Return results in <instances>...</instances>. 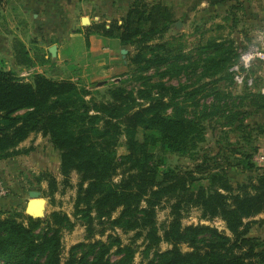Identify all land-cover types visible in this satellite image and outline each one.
<instances>
[{
    "label": "trees",
    "instance_id": "1",
    "mask_svg": "<svg viewBox=\"0 0 264 264\" xmlns=\"http://www.w3.org/2000/svg\"><path fill=\"white\" fill-rule=\"evenodd\" d=\"M174 21L164 1L133 0L121 23L93 26L124 47H134L129 64L140 75L139 86L129 88L120 81L108 89L106 100H96L92 90L72 79L44 73L25 79L0 69V160L29 154L34 146L19 145L31 133H41L59 152L64 190L73 187L72 173L78 174L74 219L60 210L45 218L15 208L0 210V264H136L133 243L138 239L144 245L141 264H264V242L249 236L259 222L252 218L264 213V175L256 183L234 186L223 169L208 173V184L193 189L202 179L195 170L163 168L164 152L188 155L205 141L203 121L220 109L214 104L211 112L205 107L201 116H191L188 108L198 106V95H211L206 84L187 90L163 81L188 67L173 43L163 40ZM210 46L215 50L204 59V72L230 76L228 69L239 57L232 43ZM13 50L18 65H35L22 40H14ZM152 69L155 73H148ZM211 93L219 94L215 89ZM253 97L255 110L264 109V94ZM233 116L230 124L237 119ZM258 129L264 134V123ZM121 145L126 149L122 154ZM43 180L48 181L43 194L54 200L60 182L48 173L36 178L37 183ZM165 200L172 201L171 218L160 229L157 208ZM192 207L201 210L204 220H223L229 233L211 224L184 225V211ZM77 222L85 226V240L71 246L63 260V233ZM117 230L133 232L131 243H124ZM162 242L170 247L161 250Z\"/></svg>",
    "mask_w": 264,
    "mask_h": 264
},
{
    "label": "rangeland",
    "instance_id": "2",
    "mask_svg": "<svg viewBox=\"0 0 264 264\" xmlns=\"http://www.w3.org/2000/svg\"><path fill=\"white\" fill-rule=\"evenodd\" d=\"M161 1L169 5L175 19L163 40L173 43L174 48L184 55L180 61L181 64L188 66L186 71L180 74L166 75L163 81L168 85L187 86V90L206 84V93L211 95L207 97L198 95V106L188 108L191 116L194 114L201 116L205 107L208 108L207 112H211L214 104L220 108L219 114L203 121L206 128L205 141L188 155L164 152L163 168L195 170L197 177L202 179L193 184V189H197L201 184H208L206 179L208 173L223 169L227 171L229 180L234 186L242 183H256L264 175V134H260L258 129V125L264 123V109L255 110L257 107L254 104L253 95L264 94V57H257L248 69L236 72L232 70V67L238 64L242 52L249 50L261 52L260 50L264 48L263 23L258 20L259 16L257 18L253 12L247 11L246 6L238 5L237 1L231 6L202 5L200 2L196 3V0ZM194 3L196 5H192ZM129 6L130 3L125 0L119 6H104L99 10L100 17L95 21L90 20L86 23L83 19L79 20V29L72 30V33L76 34L73 40L68 38L64 43L50 44L51 47H55V54L48 59L46 69H52V73L56 74L55 79H72L86 86L92 90V96L96 100L108 99V89L123 80L129 88L139 86L140 80L136 81V77L140 75L135 67L129 64V56L135 53L134 47H124L117 38L101 35L93 28L99 23L110 24L112 20H118L121 23ZM232 6L235 8L232 9ZM89 16L94 17L93 14L85 17L89 18ZM177 22H181L179 27H176ZM214 41L225 45L232 43L239 56L236 63L234 62V65L228 69L231 72L228 77L224 75V72L222 74L204 72V59L214 54L215 47L210 46ZM123 48L127 49L125 56L121 54ZM59 50H61L60 53ZM16 73L20 75L19 72ZM35 73L39 72L33 70L24 78L31 79ZM148 73L154 74L155 69ZM154 78L159 79L157 75ZM99 82L103 84L98 85ZM213 89L219 92L217 96L211 93ZM232 114L235 119L237 118L234 124H230ZM29 136H35L32 143L36 142L37 145L30 154H27V157L17 155L14 156L16 159L12 163L0 162L2 167L0 178L8 185L9 193L12 191L13 183H18L20 187L24 185L23 202L15 208V211L28 214L27 203L30 198L28 191L36 189L41 191L43 206L35 217L45 218L50 212L60 210L74 219L72 215L78 174L72 173L73 187L64 190L61 183L63 177L60 173V155L53 147L50 138L41 133H31ZM33 144L28 145L30 147ZM125 151V147L121 145L119 153L122 154ZM44 173L52 174L60 182L59 191L55 193L54 200L43 194L48 188V181L43 180L41 183L36 181V178ZM119 179L120 176L115 177V181ZM171 202V200H165L157 208L160 229L171 218ZM13 208L9 207L6 210ZM182 221L184 225L211 224L229 233L223 220L220 218L210 222L204 220L201 218V210L197 207L184 211ZM116 233L122 237L124 243H131L133 232L124 234L121 230H117ZM85 237L86 229L80 222H77L72 231L63 233V260L68 257L71 246L84 241ZM100 237L99 234L96 235V238ZM101 238L105 239V237ZM133 246L137 248L135 263L141 264L144 261L142 239H138ZM169 247L170 245L165 242L160 244L161 250ZM182 247L184 251L189 250L187 245Z\"/></svg>",
    "mask_w": 264,
    "mask_h": 264
},
{
    "label": "crops",
    "instance_id": "3",
    "mask_svg": "<svg viewBox=\"0 0 264 264\" xmlns=\"http://www.w3.org/2000/svg\"><path fill=\"white\" fill-rule=\"evenodd\" d=\"M124 1L5 0L4 3L0 4V69L19 72L20 76L23 77L27 74L29 75V72L31 73L33 70H37L39 73H44L49 77L55 78L56 74L52 73V69H46L47 61L45 63L40 61V59H49L53 56L50 52V44L53 42L64 43L68 38L73 40L76 34L72 33V30L76 31V29H79V20L87 15L93 14L94 17L89 16V18L91 21H95V19L100 17L99 10L104 6H119ZM126 1L131 3L133 0ZM210 1L196 0V3L200 2L202 5L211 6ZM239 2L238 5L246 6L248 8L247 11L253 12L257 18L259 16L258 20L264 25V0H239ZM196 3L192 5H196ZM234 3H236V0H229L215 4L214 6L222 4L224 6H231ZM16 38L26 44L30 54L36 59L35 65L25 67L16 63L13 50V42ZM260 51L262 57H264V48ZM34 137L29 136L18 148L29 147L30 144H33ZM36 145L35 142L33 146L35 147ZM21 156L27 157L28 155L24 154ZM15 159L14 157H10L0 160V162L12 163ZM0 171H2V167H0ZM23 188L24 185L20 187L18 183H13L11 193H8L5 197L0 196V210H6L9 207L16 208L21 204L23 202ZM252 219L259 222H256L252 226L249 236L258 237L264 242V213ZM261 220H263L262 223H260Z\"/></svg>",
    "mask_w": 264,
    "mask_h": 264
},
{
    "label": "built area",
    "instance_id": "4",
    "mask_svg": "<svg viewBox=\"0 0 264 264\" xmlns=\"http://www.w3.org/2000/svg\"><path fill=\"white\" fill-rule=\"evenodd\" d=\"M260 56H262V53L257 51L249 50L246 52H242L240 54L238 64L234 65L232 67V70L237 72L239 70L248 69L251 66L252 62ZM8 193V185L0 178V196L5 197L8 195Z\"/></svg>",
    "mask_w": 264,
    "mask_h": 264
},
{
    "label": "water",
    "instance_id": "5",
    "mask_svg": "<svg viewBox=\"0 0 264 264\" xmlns=\"http://www.w3.org/2000/svg\"><path fill=\"white\" fill-rule=\"evenodd\" d=\"M84 22L86 23H89L90 22V19L88 17H84L83 18ZM181 25V22H177L176 23V27H179ZM50 52L52 55L55 54V47H51L50 48ZM127 53V49H122L121 50V54L123 56H125ZM103 82H99L98 85H102ZM29 196H30V199L27 203V212L28 214L30 215H33L35 216L39 211L40 209L42 208L43 204L41 203L42 199H41V191L39 190H36V189H33V190H30L29 191Z\"/></svg>",
    "mask_w": 264,
    "mask_h": 264
},
{
    "label": "bare ground",
    "instance_id": "6",
    "mask_svg": "<svg viewBox=\"0 0 264 264\" xmlns=\"http://www.w3.org/2000/svg\"><path fill=\"white\" fill-rule=\"evenodd\" d=\"M41 203H42V201H41Z\"/></svg>",
    "mask_w": 264,
    "mask_h": 264
}]
</instances>
